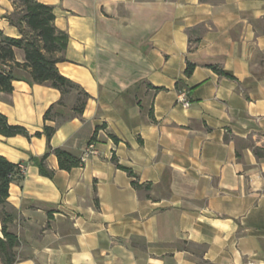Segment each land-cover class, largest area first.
I'll use <instances>...</instances> for the list:
<instances>
[{
	"label": "crops",
	"instance_id": "1",
	"mask_svg": "<svg viewBox=\"0 0 264 264\" xmlns=\"http://www.w3.org/2000/svg\"><path fill=\"white\" fill-rule=\"evenodd\" d=\"M37 1L68 36L59 73L89 98L70 116L64 95L57 123L44 121L57 89L0 92V114L30 136L0 135L24 168L7 198L15 264H264V0ZM13 10L0 0V33L19 38ZM44 124L52 148L97 155L66 172L50 154L42 176Z\"/></svg>",
	"mask_w": 264,
	"mask_h": 264
},
{
	"label": "trees",
	"instance_id": "2",
	"mask_svg": "<svg viewBox=\"0 0 264 264\" xmlns=\"http://www.w3.org/2000/svg\"><path fill=\"white\" fill-rule=\"evenodd\" d=\"M14 10L6 16L9 24L17 28L20 37L10 38L0 33V92L10 93L13 89V81H23L29 85H47L57 89L61 93V100L51 106L44 114V121H50L55 116H59L58 122H64L70 116H81L89 98V95L77 84L62 76L57 63L63 60L61 55L68 43V36L65 32L59 31L55 25L53 7L39 3L37 0H12ZM18 49L24 54V63L15 62L14 51ZM23 69L25 75H18L14 70ZM194 66L188 64L185 75L190 76ZM213 70L222 74L220 70L213 67ZM158 91V88H154ZM74 93L76 98L72 105V114L69 116L57 110L55 107L63 106L64 95ZM57 116V117H58ZM54 121V120H52ZM98 130L95 129L96 133ZM56 131V126L44 124L42 133H35V137H45L47 142L46 152L40 158H33L34 164L39 169V173L45 177H52L53 171L45 166V160L50 154L55 155L60 170L69 172L82 165L80 156L69 153L63 149L52 148L50 140ZM0 135L3 137H13L21 135L30 138L27 130L21 126L8 124L6 118L0 114ZM114 142L117 139L111 136ZM93 139V138H92ZM91 139V140H92ZM117 167L124 170L130 177H135L133 172L125 167ZM23 173L20 166H17L4 157L0 156V259L3 264H15L16 250L19 246L18 237L9 231L10 225L15 219V214L7 205L9 185L22 179ZM137 187L136 181H132Z\"/></svg>",
	"mask_w": 264,
	"mask_h": 264
},
{
	"label": "built area",
	"instance_id": "3",
	"mask_svg": "<svg viewBox=\"0 0 264 264\" xmlns=\"http://www.w3.org/2000/svg\"><path fill=\"white\" fill-rule=\"evenodd\" d=\"M178 102L181 103L183 108H188L190 106V102L184 99L182 96L179 97ZM94 155H97V152L94 150L93 146L90 145L84 150V152L80 156V160L83 163L89 156H94ZM20 170L23 173L24 168L20 166Z\"/></svg>",
	"mask_w": 264,
	"mask_h": 264
}]
</instances>
